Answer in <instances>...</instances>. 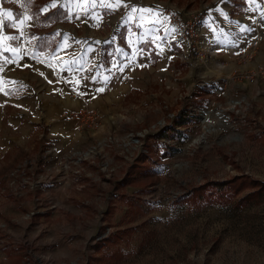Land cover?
<instances>
[{"label":"rangeland","instance_id":"1","mask_svg":"<svg viewBox=\"0 0 264 264\" xmlns=\"http://www.w3.org/2000/svg\"><path fill=\"white\" fill-rule=\"evenodd\" d=\"M160 2L164 17L196 21L197 45L172 22L177 59L113 121L66 110L79 147L60 149L44 121H2L0 264H264V88L244 83L264 76L237 75L254 57L218 76L204 66L202 23L218 0Z\"/></svg>","mask_w":264,"mask_h":264},{"label":"crops","instance_id":"2","mask_svg":"<svg viewBox=\"0 0 264 264\" xmlns=\"http://www.w3.org/2000/svg\"><path fill=\"white\" fill-rule=\"evenodd\" d=\"M52 3L59 7L48 9L58 10L53 14L60 16L50 22L39 18L41 13L30 10L23 0H0V19H4L0 26V128L3 120L20 127L26 121L21 130H33L44 121L50 136L60 137L57 146L66 149L79 147L72 140L82 133L69 129L66 110L90 105L107 114L105 124L113 121L108 113L115 104L131 99L126 97L130 91L144 89L154 79L149 74L162 75L170 61L177 59L179 33L161 11L171 5L160 0H99V4L131 6L115 11L99 4L93 9L89 0ZM85 6L87 15L83 14ZM263 6L264 0H228L227 4L218 0L206 13L201 32L204 66L211 73L230 72L236 66L235 57L249 43L254 58L239 67L251 72L264 66V28L260 27L264 22L259 21ZM8 11L16 27L5 17ZM92 15H97L99 23ZM26 16L33 19L20 24ZM21 32L26 51L18 48L17 39H9ZM244 83L263 91L264 82ZM259 97L263 105L264 94ZM8 107L14 112H8ZM4 152L0 148V158Z\"/></svg>","mask_w":264,"mask_h":264},{"label":"built area","instance_id":"3","mask_svg":"<svg viewBox=\"0 0 264 264\" xmlns=\"http://www.w3.org/2000/svg\"><path fill=\"white\" fill-rule=\"evenodd\" d=\"M167 15L169 16L171 22L175 23V24H178L180 25V30L183 34H187V38H188V41L191 43V45L193 47H195L197 45V42H198V33L196 30H194V23H196V21L194 22H191V21H185V20H182L178 17V15L176 14V12L174 11H168L167 12ZM19 39H18V48L22 51L25 50V42L23 40V37L22 36H18ZM26 51V50H25ZM254 48H253V45L252 43H249L236 57H237V60H239V62L242 61H246L248 59H251L253 57V54H254ZM238 62V63H239ZM235 72L237 71H241L239 70V68H234ZM237 75H239L240 77H247V78H250L251 80H255L256 77L258 76H261L263 77L264 76V66L261 67V68H258L256 71H251V72H246L243 73L242 72H237ZM95 118V117H94ZM90 120V118H89ZM92 122V120H91ZM95 126V125H93Z\"/></svg>","mask_w":264,"mask_h":264},{"label":"snow or ice","instance_id":"4","mask_svg":"<svg viewBox=\"0 0 264 264\" xmlns=\"http://www.w3.org/2000/svg\"><path fill=\"white\" fill-rule=\"evenodd\" d=\"M89 3H90V6L94 9L95 7H97V5L99 4V0H89ZM100 7H104L106 10L110 9L112 11H115L117 8L119 7H131L130 5H121V4H116V5H109V4H99ZM48 7H52V8H58L59 6L55 3H52L46 7H44L43 9H41V11L43 12H47L48 10ZM133 12L135 11H138L137 9H131ZM148 11H151V10H148ZM83 14L84 15H87L88 14V6H85L83 8ZM5 17L7 20L9 21H13V24L12 26L13 27H16V23L15 21L13 20V15L11 13V11H8L7 13H5ZM79 18V17H77ZM31 19H33L32 17H25L24 19L20 20V24H24L26 21H30ZM91 19L95 20L97 23H99V19L97 17V15H92L91 16ZM0 26H4V19H0ZM241 31H244V29H241ZM21 35H23V32H21ZM9 39H13V40H16V39H19V37H16V36H12V37H9ZM33 39H35V37H33ZM13 51H16V50H13ZM95 79V78H93ZM103 89H100V91H102Z\"/></svg>","mask_w":264,"mask_h":264},{"label":"trees","instance_id":"5","mask_svg":"<svg viewBox=\"0 0 264 264\" xmlns=\"http://www.w3.org/2000/svg\"><path fill=\"white\" fill-rule=\"evenodd\" d=\"M242 2V1H241ZM23 3L28 5V7H30V10H33L34 12L36 11L34 9V6H36V4H34L33 2H31L30 0H23ZM243 4V2H242ZM56 10H50L49 12L45 13V14H41L40 16H38L39 18L42 17V20H49L48 18L51 16V13L53 14ZM40 13L39 11H36V14ZM53 18V17H52Z\"/></svg>","mask_w":264,"mask_h":264},{"label":"bare ground","instance_id":"6","mask_svg":"<svg viewBox=\"0 0 264 264\" xmlns=\"http://www.w3.org/2000/svg\"><path fill=\"white\" fill-rule=\"evenodd\" d=\"M209 119H208V115L205 114L204 118H203V122H207Z\"/></svg>","mask_w":264,"mask_h":264}]
</instances>
